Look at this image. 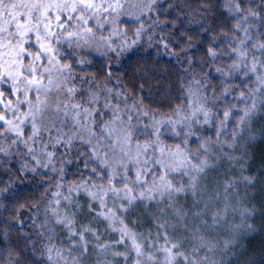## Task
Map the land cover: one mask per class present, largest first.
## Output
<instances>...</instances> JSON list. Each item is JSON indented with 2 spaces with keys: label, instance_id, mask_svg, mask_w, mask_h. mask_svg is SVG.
Segmentation results:
<instances>
[{
  "label": "snow or ice",
  "instance_id": "1",
  "mask_svg": "<svg viewBox=\"0 0 264 264\" xmlns=\"http://www.w3.org/2000/svg\"><path fill=\"white\" fill-rule=\"evenodd\" d=\"M161 2L0 0V156L5 158L0 165L15 155L21 161L16 169L21 182L28 174L39 176V169H50L63 181V165L73 161L65 159L56 168L58 146L65 149V156L78 149L76 158L83 163L79 182L56 184L57 189L66 187L68 195L52 193L57 207H51L50 201L45 210L46 215L51 212L52 227H48L49 220L40 225L48 242L35 264H84L93 258V264H117L119 259L124 264H224L216 259L217 253L232 251L241 238L256 232L249 221L257 208L241 206L244 197L233 190L240 184L253 188L258 178L243 175L247 171L243 165L239 175L222 183L210 181L209 174L224 160L246 164L247 149L257 140L254 121L264 113V31H260L264 0H259V10L245 7L255 0H222L224 10L236 19L233 35L229 39L224 34L222 41L232 62L214 69L223 78V90L208 95L211 84L200 80L192 82L196 92L191 85L186 89L182 85L183 103L172 116L158 118L142 98L129 104L127 93L106 85L101 88L94 78L75 72L76 66L90 63L77 58L78 50L114 53L117 58L132 54L148 31L143 18L158 11ZM122 18L138 25L131 40L127 29L120 27ZM158 24L157 18L148 27ZM207 55L213 63L219 58L212 47ZM69 57L71 62H66ZM237 78L245 84L244 90L227 83ZM234 91L239 94L233 95ZM229 97L233 102L222 111L218 106L215 111L208 107ZM185 106L189 111L181 116ZM230 123L235 124L231 141L221 140ZM211 126L217 129L215 140L198 131ZM259 135L264 137V132ZM165 137L179 142L168 144ZM192 143L197 146L192 148ZM225 147H240L242 153L230 155L223 151ZM13 183L9 176V188ZM5 191L0 188V195ZM81 193L86 205L74 199ZM233 195L239 197L235 203ZM62 201L63 214L59 210ZM137 210L151 220L154 232L136 231L139 219L129 223ZM81 215L86 223L77 218ZM57 226L67 233L61 242L67 243L66 248L53 242L58 238ZM105 235L117 238L106 241ZM6 238L7 233L0 244ZM37 243L30 245L33 252ZM119 247L125 250H114ZM146 248L154 251L146 253ZM5 251L0 248L4 264H24L26 258L13 251H7L4 260Z\"/></svg>",
  "mask_w": 264,
  "mask_h": 264
},
{
  "label": "trees",
  "instance_id": "2",
  "mask_svg": "<svg viewBox=\"0 0 264 264\" xmlns=\"http://www.w3.org/2000/svg\"><path fill=\"white\" fill-rule=\"evenodd\" d=\"M258 4L259 0H255V3L245 7L246 9L252 7L259 10ZM157 7L158 11L148 13L143 18V23L148 31L142 35L140 43L135 46L132 54L117 58L114 53L103 55L102 51L89 53L78 50L77 58L85 59L90 63L76 66L75 72L80 76L94 78L97 86L101 88L106 85L114 91L127 93L129 104L142 98L148 110L172 114L174 109L183 103L182 85L185 89L191 85L193 91L197 89V86L192 82L200 80L202 83L211 84L212 87L208 90V95H211L213 90L219 95L223 90V78L214 69L216 67L226 68L227 64L232 62L227 58V45L222 41L224 34H227L229 39L233 35L232 27L236 23V19H233L224 10L222 0H162ZM157 18L159 24L149 28L148 26ZM251 22L258 23L257 21ZM201 24L204 26L201 27ZM120 27L127 29V38L131 40L134 38L133 32L138 25L130 19H126L122 20ZM208 28L211 30L205 31ZM260 31H264V28ZM253 34L255 35V33ZM150 35L153 36L152 40L148 39ZM162 37L163 41H161ZM188 38H191L190 43ZM164 43L168 44L167 48L163 46ZM209 47L215 48L218 53L219 58L215 63L207 55ZM68 62H71V57ZM109 74H111V79H109ZM117 81L120 82L119 85H117ZM227 83L234 85L238 90L245 88V84L240 78ZM238 94V91L233 92V95ZM114 102L116 101L114 100ZM231 102H233L232 98L229 97L228 101H217L216 105L209 103L208 107H212L215 111L218 106L222 111L225 106H230ZM121 106L123 107V104ZM218 119H222L219 114ZM234 128L235 124L230 123L226 134L222 135L220 139L230 142L229 134ZM216 130V126H211L200 128L198 131L206 138L210 137L215 140ZM254 132L258 134L257 140L247 149L246 164L244 161H240L233 165L224 160L216 171L209 174L210 181L219 180L222 183L239 175V169L243 165L247 168L243 175L258 178L256 186L253 188H246L245 185L240 184L233 190V193L239 191L241 197H244L241 206L254 205L257 208L255 217L249 221L256 228V232L241 238L232 251L226 254L217 253L216 259H222L224 264H264V137L259 135L264 132V113L256 117ZM165 142L173 144L179 141L165 138ZM196 146L195 143L191 145L192 148ZM37 147L39 146L37 145ZM224 150L233 156L242 153L240 147L234 150L225 147ZM77 151L78 149H74L70 155L65 156V149L62 146L55 149L54 166L56 168L61 167V161L65 159L73 161L71 164L63 165L65 169L63 181H60L58 175L50 169H39V176L34 177L33 174H28L26 180L21 182L19 174L16 172L21 161L15 155L11 160L0 165V188L6 189L0 195V239H3L4 234L7 233V238L0 244V248L6 250L4 260L7 259V251L19 253L22 258H26L24 264H35L40 259V251L43 245L48 242L47 232L41 229L40 225L45 220H49L48 227H52L51 212L49 211L46 215L45 210L50 208L49 202L53 201L52 192L55 190L57 182H62L64 185L79 182V170L83 168V163L76 158ZM2 159L5 158L0 156V160ZM9 176L14 181L11 188L8 186ZM220 194L223 196L222 187ZM237 199L239 197L233 195V203ZM212 210L215 211V207ZM77 218L81 222H87L82 215ZM142 218V232L152 229L151 220L145 216ZM229 219L231 220L232 217L230 216ZM235 221L239 222L238 215ZM55 231L58 238L53 242L66 248L67 243H61L66 239V231L58 226ZM152 231L154 232L155 229L153 228ZM40 232H44V235H38ZM28 237L31 239L26 245L25 240ZM33 241H38L34 252L30 248ZM109 256L108 259L111 260L112 258ZM93 259L85 261L84 264H93ZM0 264H4V261L0 260ZM117 264H124V261L119 259Z\"/></svg>",
  "mask_w": 264,
  "mask_h": 264
},
{
  "label": "rangeland",
  "instance_id": "3",
  "mask_svg": "<svg viewBox=\"0 0 264 264\" xmlns=\"http://www.w3.org/2000/svg\"><path fill=\"white\" fill-rule=\"evenodd\" d=\"M126 19H129V18H122V20H126ZM104 35H108V32L107 31H105V33H104ZM79 51H82V50H79ZM84 51H86V52H89V53H93V52H96V51H91V50H89V49H84ZM83 52V51H82ZM69 60V59H68ZM66 62H68V61H66ZM78 76H80V74H77ZM77 83V85L78 86H80L79 85V81H77L76 82ZM83 87L84 88H87V87H89L88 85H83ZM193 92H196V89L195 90H193ZM102 100H103V97H102ZM113 103H115L114 102V100H113ZM189 110L187 109V107L185 106V108L182 110V112H181V116H183V115H185L187 112H188ZM151 112H153V111H151ZM154 113H156V112H154ZM157 114V116H158V118H160V117H163V116H172V114H162V113H156ZM173 118H175V117H173ZM145 122H147V121H145ZM165 138H167V137H165ZM49 151H53V149L51 148V147H49V149H48ZM225 151V150H224ZM178 178V177H177ZM57 183H61V182H57ZM65 186H67V185H65ZM57 191H61V192H63L64 193V195H68V192H67V188L65 187V188H63V189H57L56 187H55V190L52 192V193H55V192H57ZM74 199L75 200H78L81 204H85L86 205V203H87V198L83 195V193H81L79 196H75L74 197ZM181 203H183V201H181ZM52 207H57V205L55 204V201H54V197H53V201H52ZM64 208H65V204H64V202L62 201L61 202V204H60V206H59V210L60 211H63L64 210ZM61 214H63V212H61ZM142 216H143V214L141 213V211L140 210H137L136 212H134L132 215H130L129 216V223L131 224V221L132 220H137V219H139V220H141V222H142ZM94 227H96V225H94ZM101 227H103V226H101ZM142 229H143V227L141 226V223L139 224V225H137L136 226V228H135V230L136 231H138V232H142ZM151 229V228H150ZM153 229V228H152ZM147 231L148 230H143V232L146 234L147 233ZM117 237H116V235H105V237H104V240H115ZM161 243H163L162 241H161ZM115 251H124L125 249L123 248V247H119V248H116V249H114ZM152 250H154V249H147L146 248V253L147 252H149V251H152ZM109 258H112L111 256H109ZM162 258V257H161Z\"/></svg>",
  "mask_w": 264,
  "mask_h": 264
}]
</instances>
